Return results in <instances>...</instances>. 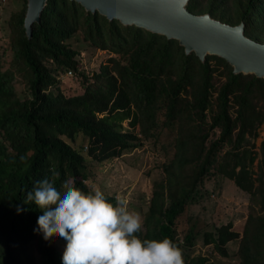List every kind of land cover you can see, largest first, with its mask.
I'll return each mask as SVG.
<instances>
[{
	"label": "trees",
	"instance_id": "16d2710c",
	"mask_svg": "<svg viewBox=\"0 0 264 264\" xmlns=\"http://www.w3.org/2000/svg\"><path fill=\"white\" fill-rule=\"evenodd\" d=\"M13 1L21 7L7 23L11 60H0V264H130L110 228L118 201L88 188L86 160L119 158L163 128L174 133L173 152L153 185L143 229L130 232L141 251L137 263L206 264L204 257L180 262L181 247L193 246L199 233L190 229L180 242L175 231L202 198L204 179L216 174L261 213H249L241 234L230 223L201 233L203 243L226 258L227 244L239 240L238 264H264V137L254 151L264 79L234 74L217 56L201 61L176 40L72 0H47L28 38L27 0ZM186 8L232 26L242 22L246 37L264 43V0H189ZM77 33L110 54L90 75L68 43ZM67 72L79 75L80 94L62 92L58 75ZM18 82L29 97H19Z\"/></svg>",
	"mask_w": 264,
	"mask_h": 264
},
{
	"label": "rangeland",
	"instance_id": "374dc122",
	"mask_svg": "<svg viewBox=\"0 0 264 264\" xmlns=\"http://www.w3.org/2000/svg\"><path fill=\"white\" fill-rule=\"evenodd\" d=\"M21 7L20 2L13 0H0V60L8 65L11 53L8 47V20L12 13ZM68 43L79 52L78 61L86 74L97 72L99 67L106 63L110 54L107 51L92 48L77 33ZM60 88L65 95L80 94L83 91L79 75H58ZM16 90L21 99L29 97L25 83H16ZM162 119V115H160ZM126 128V122L123 123ZM135 133H139L136 127ZM255 139L254 151L259 152V145L264 137V124L258 130ZM218 132L211 136L216 138ZM174 133L170 129L163 128L158 131L157 138H148L142 141L137 148L125 152L119 158L97 163L86 160L89 177L86 185L89 189L99 194L114 196L118 201L116 212L110 228L114 234L120 236L125 243V254L130 264H138L141 251L136 248L137 242L130 236L135 227L142 228V220L149 206V200L153 185L163 179L162 165L168 161L173 152L172 141ZM79 141L74 144L78 148ZM86 142H84L85 144ZM83 144V145H84ZM228 147H225V151ZM85 151V150H84ZM224 151V152H225ZM257 161L254 162L252 171H257ZM256 178V175L253 176ZM202 198L196 204L191 205L178 222L175 231L177 239L191 229L193 233H199L194 240V245L182 246L180 250V262L186 263L196 257H204L206 264H238L239 240L227 244L228 256L221 257L211 245H205L201 233L213 231L228 223L232 224V230L242 233L247 217L251 211L260 212V204L251 202L250 196L239 190L232 181L219 176H207L201 185ZM59 251L63 246L58 245ZM35 260L40 263V257L31 248ZM66 255V252H62ZM61 257V255H59Z\"/></svg>",
	"mask_w": 264,
	"mask_h": 264
},
{
	"label": "water",
	"instance_id": "95a60500",
	"mask_svg": "<svg viewBox=\"0 0 264 264\" xmlns=\"http://www.w3.org/2000/svg\"><path fill=\"white\" fill-rule=\"evenodd\" d=\"M91 13L173 39L201 61L208 55L224 59L234 74L264 79V43L245 36L244 24L232 26L195 15L186 6L189 0H72ZM47 0H27L24 29L32 36V25L40 22Z\"/></svg>",
	"mask_w": 264,
	"mask_h": 264
},
{
	"label": "built area",
	"instance_id": "2783aa9c",
	"mask_svg": "<svg viewBox=\"0 0 264 264\" xmlns=\"http://www.w3.org/2000/svg\"><path fill=\"white\" fill-rule=\"evenodd\" d=\"M66 75H72V73H71V72H67ZM66 75H65V76H66Z\"/></svg>",
	"mask_w": 264,
	"mask_h": 264
}]
</instances>
